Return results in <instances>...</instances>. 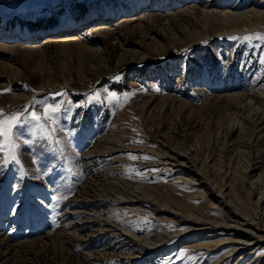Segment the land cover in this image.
Instances as JSON below:
<instances>
[{
    "label": "rangeland",
    "instance_id": "374dc122",
    "mask_svg": "<svg viewBox=\"0 0 264 264\" xmlns=\"http://www.w3.org/2000/svg\"><path fill=\"white\" fill-rule=\"evenodd\" d=\"M207 1L0 0V110L25 115L19 110L34 105L29 111L43 116L44 104H72L57 124L58 146L33 136L28 125L13 137L16 161L0 153V213L18 227L0 235L17 243L60 227L71 234L60 238L64 250L23 252L12 264H247L244 250L224 258L235 249L236 231L198 229L183 219L228 221L210 197L193 198L190 173L163 158L171 150L195 149L212 184L228 186L227 200L264 220L255 204L260 193L245 171L256 154L264 165V131L256 125L261 114L264 121V45L239 39L264 34V16L249 14L264 12V0L208 3L238 16L229 24H205L189 12L188 20L177 15L174 24L165 23L170 3L183 11ZM146 9L148 15L138 18ZM149 15L155 16L146 20ZM190 17L197 33L187 37L182 28ZM101 18L113 20L87 26ZM80 30V47L59 41ZM13 32L30 42L7 40ZM56 93L65 95L53 99ZM89 94L93 102L78 107ZM242 95L247 108L230 111L227 97ZM114 181L155 190L152 197L174 201L177 216L163 213L158 200L109 202L104 196ZM21 230L22 239H15ZM161 232L169 236L160 247L144 250L142 241ZM258 246L245 252L264 263V245Z\"/></svg>",
    "mask_w": 264,
    "mask_h": 264
},
{
    "label": "bare ground",
    "instance_id": "6f19581e",
    "mask_svg": "<svg viewBox=\"0 0 264 264\" xmlns=\"http://www.w3.org/2000/svg\"><path fill=\"white\" fill-rule=\"evenodd\" d=\"M212 1L213 0H208L204 7L201 6L202 9H200V8L198 9L199 3H197V5L193 4V5H191V7L188 10L185 9L183 11H174V8H176L175 7L176 5L175 4L171 5V3H170V5L168 7H166V14L163 16L166 19L165 23L166 24L167 23L174 24L173 22L175 20H177L176 19L177 15H180L181 18L188 20L187 12L191 13L194 16H196V14H200L201 18H202V22L205 23V24H207V23L209 24L211 21H213V23H214V21L215 22H219L220 21L221 23H224V24L228 23L229 24V22H233V21L238 20L237 19L238 16H236L235 13L228 12V11H224L223 13L222 12L219 13L218 11L210 9V6L208 5V3L211 4ZM148 10L149 9H146L145 11H143L140 14V16H138V18L146 17L148 15ZM150 10H151V8H150ZM249 14H251L250 16H256L258 18L260 16H264V12H262L260 10H255V9L252 10V11L249 10ZM154 16L155 15H151V16L149 15V17L146 20H149V19H151ZM97 20H98L97 22L90 20L89 24L87 26H89L93 22L94 23H98L96 25L109 24L110 22H112L113 19L109 18L107 20L108 22L106 20L104 21L102 18L101 19H97ZM101 20H102V22L100 23ZM140 21H138V22L141 23ZM189 21H191V23L190 24L187 23V26H188L187 28H190V27L194 26V23H192L194 21L191 20V17H190ZM96 25L92 24L90 26H96ZM187 28H182V33L187 32V33H185V35H187V37H192V36H194L195 33H197V32H195V30H194L195 33L191 32L192 28H190L191 30L190 31L188 30L189 31L188 32ZM82 32H83V30H80V31H78L76 33H73V34H70V35H67V36H61L59 41L61 42V44L63 46H66L69 43L74 42V43H76L78 45V47H80L82 45L80 39L85 35ZM7 37L8 38H6V39L11 41V42H17V41L20 42V41H23V40H29V42H30V40H31V39H28V38L25 39V38L19 36L18 33L14 34V32L11 33ZM197 38L198 37H193L192 39L193 40H197ZM245 97L246 96H244V95L235 96V97L234 96L233 97H227V99L231 103L230 111L233 110V111H235L234 113H239L240 110H244L245 108H247V103L246 104L244 103V102H246L244 100ZM256 110H257V108H256ZM255 114L256 113H254L253 116ZM256 120H257L256 125L259 127L258 131H259V134H260V133H262L264 131V125H263L264 121H263L262 114L257 116ZM252 126H255V125L252 124ZM243 144L246 146V144L244 142H243ZM194 150L195 149L191 150V152H187L185 150L183 152H180L181 150L180 151L171 150L169 152L166 151L167 153L165 154V156L163 158L168 163H172L173 166H176L178 168H182L186 172L190 173L192 175L190 177L193 178V179H191V182H189V183H190V185L193 188H195L197 190L196 194L193 195V198H201V199L205 198V200H206L207 197H210V200H208V202L209 201L211 202L213 200L214 201V202L212 201L213 203H217L216 204L217 206H215L213 208L214 209L215 208L220 209L221 211L224 210V212H225V214H226V216L228 218V221H227V223H224V221H223V223H221L222 221L216 222V221H209V220H205V219H201V218L197 219V218H195V216H192L193 214L192 215H188V216H183V219L191 220L190 221L191 223H189V224H191L193 227H196L198 229L199 228L208 229L209 226H210V227L217 228V229H220V230L236 231V233L240 234V235H237L236 238L231 241V243L232 242L234 243L235 249H233L232 251L227 252L225 254L224 258H230L231 256L237 254L238 251L240 252L241 250H244V251H241L243 253L240 254V255L241 256H245L246 255L245 257H247V261H248L247 264H264L262 260L260 261L261 255L258 256V257H253L252 256L253 254H251V253H247L246 254V252H245V251H248V250L249 251L252 250L253 247H255V248L258 247L259 248V246H258L259 244L264 245V220H263V218L259 219L260 216L255 217L256 215H254V213L253 214L251 213L252 216L250 215L251 217H249V216L243 214L241 211L237 210L236 207L233 205V203H231L230 201L227 200V195L224 193L225 189L228 186L227 185L224 186V184H222L220 186V188H218L216 185L212 184V182L210 180V177H209V175L207 173V170H205L203 167H201V164H200L201 161L197 160V158L195 157L194 153H196V152ZM259 155L258 154L255 155L254 161H256V162L253 161L254 163L251 165V167L250 168L247 167L245 171H247L246 175L249 174V178L251 179L250 184L253 185V188H255V190L259 191V193H260V196L259 197L257 196V199L259 198L260 201L258 199L257 203H255V204L257 205V207L262 206V209H263L262 211H264V165L261 163V156H259ZM205 163H207V160L205 161ZM243 163H245V162L243 161ZM211 165H213V164H211ZM173 166H172V168H173ZM243 167H244V165H243ZM217 168H218V165H217ZM227 171H229V170H227ZM239 177H240V175H239ZM242 177H241V179H242ZM220 180H222V179H220ZM242 183H244V180H243ZM229 185H231V184H229ZM110 192H112V193H110ZM154 193H156L155 190H153L151 188H148V187L146 188V187H144L142 185H139V184H135L134 186H132V185H128L126 183H122L121 181L120 182L119 181H114L113 183H111L110 190H109V192H106L104 198L108 199L109 202H114V203H121V202H123V200L124 201L128 200V201H131V202L132 201L135 202L138 199H145V200L151 199V201L153 203L154 202L153 200H158L160 205H161V211L163 213H165L166 215L172 216V218L175 219V215L177 216L178 213H175L172 210L171 206H170V204L173 203L174 201L173 200L166 201V199H164L162 197H159V195H155V196L152 197V194H154ZM249 196H250V194H249ZM178 205L180 206V209H182L183 205H180V204H178ZM157 206H159V205H157ZM186 213L189 214V211L186 212ZM186 213H184V214H186ZM260 213H262V212H260ZM3 217H4V211H1V213H0V225H1L0 226V230H3V231H14V230L18 229L16 224L12 225V223H10L9 221H5V219ZM8 228H9V230H8ZM54 230L55 231H53V232H49V231H48V233L45 232V233H43V234H45L43 237L28 241V242L24 241V242H17V243L16 242L9 243V242H7L8 239L5 240L0 235V264H12L13 259L18 257V256H20L21 254H23V252L26 253V254L27 253L34 254L36 252L45 251V250H48V249L49 250H54V251H56V250H59V251L60 250H64L63 243H65V242L61 241L62 239L60 240V238H64V237H62V235L71 236V234L64 233L63 232L64 229L61 230V227L58 228V229L56 228ZM22 232H23L22 230H21V232H17L14 235V238L17 239V240H21L22 236H23ZM168 236L169 235H167L166 233H164V232L162 233L161 232V234H159V235H155V236L150 237L149 239L143 240L142 242L144 243V245H143L144 250H154L157 247H160L159 245L162 244L168 238ZM74 238H76V237H74ZM138 244H140V243H138Z\"/></svg>",
    "mask_w": 264,
    "mask_h": 264
},
{
    "label": "snow or ice",
    "instance_id": "6c2138e0",
    "mask_svg": "<svg viewBox=\"0 0 264 264\" xmlns=\"http://www.w3.org/2000/svg\"><path fill=\"white\" fill-rule=\"evenodd\" d=\"M237 39V38H233ZM244 41H257L258 46L264 45V34H252L249 36H245L242 38ZM261 64H264V58H261ZM119 79V77H117ZM10 90H5V92ZM4 94V93H0ZM65 93H56L53 94V99H57L58 97L64 96ZM97 98H98V94ZM110 99L115 98V93H108ZM127 97H130L131 94H125ZM93 102V96L92 94H89L85 97L83 102H76V105L78 107H84L88 103ZM63 104V108H62ZM30 107L32 106H26L24 109H21L19 111L25 113V115H17L15 113L12 114H5L3 110H0V153H4L7 151L8 158L12 159L13 161H16V144L13 142V137L16 135L17 130L21 128H25L28 125L32 126V135L36 136L39 134L41 139H44L48 141L49 143H54L57 146L61 143L59 140L55 139L57 131L59 129L57 128V124L59 123L61 113L63 112V115L67 118V115L69 112L72 111V104L69 101H58L55 104L49 105L44 104L42 111L44 113L43 116H41L36 111H29ZM47 121V123H45ZM135 143H142V141H134ZM130 159H137V157L132 156L129 154ZM144 159H148L147 157H144ZM7 162V160H6ZM54 201L56 200V197L52 198ZM175 230V229H170ZM183 230V229H180Z\"/></svg>",
    "mask_w": 264,
    "mask_h": 264
}]
</instances>
